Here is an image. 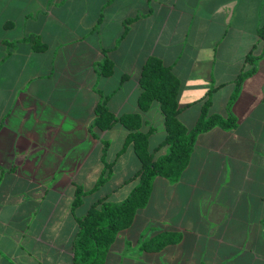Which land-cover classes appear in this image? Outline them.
<instances>
[{
	"label": "crops",
	"instance_id": "crops-1",
	"mask_svg": "<svg viewBox=\"0 0 264 264\" xmlns=\"http://www.w3.org/2000/svg\"><path fill=\"white\" fill-rule=\"evenodd\" d=\"M263 25L264 0H0V264H75L78 218L139 185L125 126H94L101 103L117 119L140 114L142 130L155 129L150 150L170 152L160 104L139 107L152 56L183 82L186 126L210 96L209 114H233L237 127L201 134L179 182L156 179L106 264H264ZM34 35L43 49L27 40ZM254 67L229 111L239 77ZM78 188L87 195L74 208ZM168 231L182 241L142 251Z\"/></svg>",
	"mask_w": 264,
	"mask_h": 264
},
{
	"label": "trees",
	"instance_id": "trees-1",
	"mask_svg": "<svg viewBox=\"0 0 264 264\" xmlns=\"http://www.w3.org/2000/svg\"><path fill=\"white\" fill-rule=\"evenodd\" d=\"M264 42V25L258 31ZM28 41L34 47L43 49L38 36H30ZM254 65V58H252ZM112 63L106 62L104 74H111ZM255 72V67L244 72L237 81V89L228 105L231 111L236 102L243 82ZM141 95L139 107L142 112L149 111L154 103H159L165 118L167 137L164 145L170 147V152L157 158L150 150V135L154 128L144 132V122L140 114H123L117 119L107 108L105 103L98 106L99 118L94 126L101 130L110 129L116 121H120L128 130L124 150L133 146L140 161L141 168L134 176L139 185L122 203H113L106 198L95 202L86 216L78 218L79 233L75 241V264H106L108 255L116 243L119 234L132 227L137 214L145 209L151 199L157 178H165L177 183L188 168L198 137L215 128L227 131L237 127V119L233 114L227 118L221 115H210L211 98L201 100L202 112L193 128H189L180 120L183 108L180 98L183 91V82L175 74L173 67L159 57L152 56L145 64L140 81ZM106 147V146H105ZM111 167L107 165L99 185L105 182V176L111 174ZM87 192L78 188L74 201V208L84 203ZM183 239L181 233L163 232L141 244V249L147 253H159L168 246L177 245Z\"/></svg>",
	"mask_w": 264,
	"mask_h": 264
},
{
	"label": "rangeland",
	"instance_id": "rangeland-1",
	"mask_svg": "<svg viewBox=\"0 0 264 264\" xmlns=\"http://www.w3.org/2000/svg\"><path fill=\"white\" fill-rule=\"evenodd\" d=\"M254 33H255V30H254ZM61 259H60V261L57 264H68L67 260H64V259L61 260Z\"/></svg>",
	"mask_w": 264,
	"mask_h": 264
}]
</instances>
